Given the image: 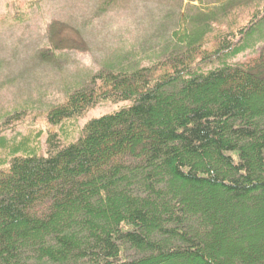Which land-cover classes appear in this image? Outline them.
I'll return each mask as SVG.
<instances>
[{
	"label": "trees",
	"instance_id": "trees-1",
	"mask_svg": "<svg viewBox=\"0 0 264 264\" xmlns=\"http://www.w3.org/2000/svg\"><path fill=\"white\" fill-rule=\"evenodd\" d=\"M262 9L210 57L192 58L205 30L183 33L169 72H103L52 110L58 125L132 103L67 145L49 134L45 155L13 152L0 170V264H264V61L228 62Z\"/></svg>",
	"mask_w": 264,
	"mask_h": 264
},
{
	"label": "rangeland",
	"instance_id": "rangeland-1",
	"mask_svg": "<svg viewBox=\"0 0 264 264\" xmlns=\"http://www.w3.org/2000/svg\"><path fill=\"white\" fill-rule=\"evenodd\" d=\"M190 1L0 0V170L7 169L14 151L45 155L49 134L56 132L67 145L88 120L132 105L105 102L81 119L49 123L52 110L100 73L140 67L152 68L157 76L169 72L171 56L186 51L179 35L205 30L201 48L193 51L198 62L220 48L221 36L233 45L240 42L264 8V0L223 7L216 0ZM199 14L208 17L205 27ZM263 24L252 26L244 49L230 64L264 61ZM127 255L136 257L131 251Z\"/></svg>",
	"mask_w": 264,
	"mask_h": 264
}]
</instances>
